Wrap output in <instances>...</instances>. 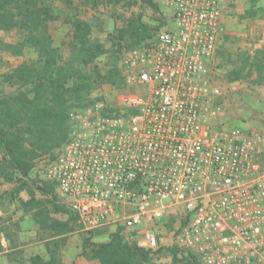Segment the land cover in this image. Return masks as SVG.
Listing matches in <instances>:
<instances>
[{
  "label": "built area",
  "instance_id": "1",
  "mask_svg": "<svg viewBox=\"0 0 264 264\" xmlns=\"http://www.w3.org/2000/svg\"><path fill=\"white\" fill-rule=\"evenodd\" d=\"M158 1L170 26L124 52L118 104L70 111L46 176L80 230L119 224L131 242L130 229L176 206L185 223L174 243L200 264H264V133L219 120L210 69L226 0ZM135 238L160 245L151 228Z\"/></svg>",
  "mask_w": 264,
  "mask_h": 264
},
{
  "label": "trees",
  "instance_id": "2",
  "mask_svg": "<svg viewBox=\"0 0 264 264\" xmlns=\"http://www.w3.org/2000/svg\"><path fill=\"white\" fill-rule=\"evenodd\" d=\"M85 1L98 6L118 4L121 0ZM147 1L155 6L150 0ZM251 3L255 5L256 0H251ZM55 19H58V15L48 7L39 6L37 0H0V29L17 28L24 33L21 43H5L0 39V46L17 52L20 45H26L33 48L37 55L35 60L23 61L0 76L2 82L16 87L12 94L0 96V176L5 181L17 183L13 187V195L23 212H32L39 228L51 230L49 240L44 242L47 257L31 255L30 264H76L60 259V247L65 241L58 235L80 229L81 224L67 204L54 201L56 193L53 181H44L38 186L50 196L43 199L35 196L34 190L24 179L28 178L39 156L50 154L53 157V150L65 142L72 106L77 104L84 107L102 100L97 97L87 101L90 92L102 84L119 87L124 83L115 63L106 69L94 63L107 50L102 43L91 38L90 23L77 16L69 20L72 27L70 47L75 57L72 63L64 61L59 48L53 45L48 30V22ZM118 32L120 41L129 40L127 48L135 47L146 37H151L147 26L138 19L128 20ZM110 41L111 45L117 43L115 39ZM85 67L89 69L86 71L83 69ZM258 72L262 70L259 68ZM240 76L238 73L229 78L232 80ZM23 190L28 192L27 199L19 196ZM46 201L51 205L48 212L42 208ZM49 212L67 216L65 220H59ZM182 223H185L184 220ZM80 231L81 254L87 259H96L99 264H149L151 261L152 249L125 241L120 226L104 242H95L91 230ZM162 249L158 248L157 252ZM168 250L172 254L171 264H200L194 255L178 246Z\"/></svg>",
  "mask_w": 264,
  "mask_h": 264
},
{
  "label": "rangeland",
  "instance_id": "3",
  "mask_svg": "<svg viewBox=\"0 0 264 264\" xmlns=\"http://www.w3.org/2000/svg\"><path fill=\"white\" fill-rule=\"evenodd\" d=\"M37 1L39 6L48 7L53 14L58 15V19L48 22V30L53 45L59 48L64 61L72 63V59L75 57L70 47L72 27L69 20L77 16L90 23L91 38L98 40L107 50L94 61L102 69L115 63L121 72L120 59L130 47L126 46L129 40H119L118 31L126 26L128 20L138 19L150 31L151 37H146L139 45L170 26L169 12L158 0H150L155 6L149 4L147 0H121L118 4H99L98 6H93L85 0ZM23 38V31L17 28L0 29V39L5 43L19 44ZM111 39H115L118 44L111 45ZM218 40V49L210 63V69L221 90L223 108L219 120L227 125L252 128L264 133V0H256L255 5L251 3V0H226ZM18 49L19 51L15 52L0 46V76L19 63L33 61L37 57L31 47L20 45ZM259 68L262 70L261 73L258 72ZM83 69L87 71L89 68ZM238 73L241 75L239 78L230 80L229 77L233 78ZM124 87V83L119 87L102 84L90 92L87 101H93L98 97L108 104H118L123 93L127 91V88ZM15 90V86L0 80V96L12 94ZM76 108H80L79 105L72 106L70 111ZM67 138L52 153L55 154L66 143ZM1 156L2 152L0 151V158ZM51 158L50 154L39 156L35 160V166L30 171L28 178L24 179L34 190L36 197L50 198L49 195L38 189V186L44 181H52L47 178L45 171ZM14 178H16L15 173ZM16 185L15 181L8 182L0 176V238L3 237L5 240V245L0 249V264H30L29 258L31 255L37 254L36 249L39 246L30 244L34 240L31 233H25V239L19 241L17 231H14V229L19 230L23 226L28 229L31 225L38 226L32 212L21 213L22 209L13 195V187ZM55 193L54 201L57 204H66L56 184ZM20 194L28 198L26 190L21 191L19 196ZM42 208L43 211L48 212L51 210V205L46 201ZM130 212H132L131 208L127 207L125 213ZM49 215L59 220H65L67 216L64 213L53 212H49ZM183 216V210L180 207L171 206L159 219L142 220L127 234L130 235L127 238H133L129 243H137L139 239L135 236H140V232L145 228L154 229L160 237V245L152 249L153 254L149 264H171L172 254L168 249L177 246L174 243V236L183 224ZM119 226L122 227L118 224L114 228ZM50 232L51 230L48 228H39L36 239L50 238ZM80 233V229L76 228L58 235V237L64 238V241L68 239L62 252L59 251L60 259L66 253L67 258H78L85 261L86 264H97L94 259L84 257L81 251L78 253L75 251L74 248L78 250L77 247L80 246ZM123 239L126 241L124 235ZM158 248L163 249L157 252ZM43 254L47 255L46 251ZM178 255H181V251L178 252Z\"/></svg>",
  "mask_w": 264,
  "mask_h": 264
},
{
  "label": "crops",
  "instance_id": "4",
  "mask_svg": "<svg viewBox=\"0 0 264 264\" xmlns=\"http://www.w3.org/2000/svg\"><path fill=\"white\" fill-rule=\"evenodd\" d=\"M20 196L23 198V199H27L25 196H23L22 194H20ZM23 211L21 210V213H22ZM0 214H1V210H0ZM30 226V225H29ZM38 229H39V227L38 226H30L29 227V229H28V227H21L19 230L18 229H14V231H17V237H18V239H20L19 241H23V239H25L24 238V235H25V233H31V235H32V237L34 238V240L33 241H31L30 242V244H38L39 246H38V248L36 249V252H37V254H41V255H43L44 257H47V255H44L43 254V252L45 251V246H44V242L45 241H47V240H49V238L47 237H41V238H38V239H36V235H37V231H38ZM114 227L112 226H110V227H108V228H104V229H99V230H96V231H94V233H93V240L95 241V242H104V241H107L108 239H109V234L112 232V231H114ZM129 231L128 230H123V232H122V234L124 235L125 233H128ZM29 237H30V235H29ZM29 239H32V238H29ZM68 240V239H67ZM67 240L65 241V243L60 247V250H61V252H62V249L64 248V245L67 243ZM0 244L2 245V246H4L5 245V240H4V238L3 237H1L0 238ZM78 248V250L76 249V248H74L75 249V251H77V253L78 252H80L81 251V240H80V246L79 247H77ZM67 256V254L65 253L64 255H63V257H62V261L63 262H66V263H69V262H75L76 264H86L85 263V261H81V260H79L78 258H67L66 257ZM94 261H95V263H99L98 262V260H96V259H94Z\"/></svg>",
  "mask_w": 264,
  "mask_h": 264
}]
</instances>
